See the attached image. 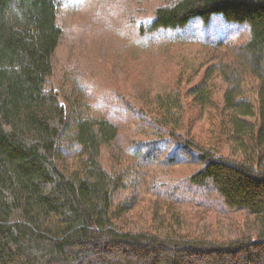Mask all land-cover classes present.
Wrapping results in <instances>:
<instances>
[{"label":"trees","instance_id":"1","mask_svg":"<svg viewBox=\"0 0 264 264\" xmlns=\"http://www.w3.org/2000/svg\"><path fill=\"white\" fill-rule=\"evenodd\" d=\"M62 3L0 0V264H264V0L156 7L151 31L179 39L195 20L222 15L248 24L250 37L219 42V61L200 82L178 77L156 94L153 109H138L133 129L144 138L111 166L103 150L117 141L118 126L51 82ZM186 98L207 109L209 138L197 141L184 124ZM164 144L173 145L169 161L180 150L190 154L197 192L210 182L227 208L248 214L242 233L224 238L187 228L175 203L155 205L151 224L129 227L138 166Z\"/></svg>","mask_w":264,"mask_h":264},{"label":"rangeland","instance_id":"2","mask_svg":"<svg viewBox=\"0 0 264 264\" xmlns=\"http://www.w3.org/2000/svg\"><path fill=\"white\" fill-rule=\"evenodd\" d=\"M168 1L63 0L59 9L63 35L54 55L51 82L57 88L63 86L92 109L91 113L118 126L117 141L103 150L106 166L130 158L135 153L130 148L132 141L144 138L133 129L141 117L138 109L148 108L149 103L153 109L156 94L178 77L185 85L200 82L205 68L219 61L217 55L223 49H215L219 42L239 43L250 37L248 24L226 21L222 15H214L207 24L195 20L180 32L179 39L170 30L151 31L149 23L156 7ZM217 83L221 87V82ZM189 102L187 98L184 101V124L191 127L197 141L205 140L212 134V118L207 109L202 113ZM172 147L164 144V152L154 161L138 166L142 173L126 223L143 228L152 223L155 205L166 209L175 203L187 228L210 236L237 237L250 220L248 214L227 208L210 182L197 192L189 178L198 166L190 163L186 150L178 151L176 159L169 161ZM120 199L126 200V196Z\"/></svg>","mask_w":264,"mask_h":264}]
</instances>
